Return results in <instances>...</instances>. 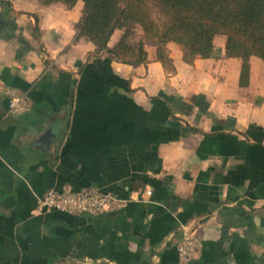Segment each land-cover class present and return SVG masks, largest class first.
Here are the masks:
<instances>
[{
  "label": "crops",
  "instance_id": "crops-1",
  "mask_svg": "<svg viewBox=\"0 0 264 264\" xmlns=\"http://www.w3.org/2000/svg\"><path fill=\"white\" fill-rule=\"evenodd\" d=\"M82 11L0 5V264H179L185 233L192 264H264V61L243 78L219 35L191 64L174 43L124 64L78 36ZM90 188L113 207L40 205Z\"/></svg>",
  "mask_w": 264,
  "mask_h": 264
},
{
  "label": "trees",
  "instance_id": "trees-1",
  "mask_svg": "<svg viewBox=\"0 0 264 264\" xmlns=\"http://www.w3.org/2000/svg\"><path fill=\"white\" fill-rule=\"evenodd\" d=\"M5 1L0 0V5ZM40 1L68 7L81 1L82 16L75 25L78 36L88 38L96 54L105 52L110 59L124 64L146 63V45L155 46L159 61L167 63L169 43L178 45L184 61L191 64L212 56L219 35L226 37L225 56L243 60V78L249 74L251 56L264 61V0ZM133 25L140 26L144 33L137 53L134 46L126 44V36L109 47L116 30L131 29Z\"/></svg>",
  "mask_w": 264,
  "mask_h": 264
},
{
  "label": "built area",
  "instance_id": "built-area-1",
  "mask_svg": "<svg viewBox=\"0 0 264 264\" xmlns=\"http://www.w3.org/2000/svg\"><path fill=\"white\" fill-rule=\"evenodd\" d=\"M29 105L24 97L11 94L9 109L15 115H22L28 111ZM151 195V191H147ZM115 198L99 189L90 188L82 191L50 190L40 201L42 208L68 214L99 215L113 207ZM200 248V242L191 233H185L178 248L179 264H192L194 254Z\"/></svg>",
  "mask_w": 264,
  "mask_h": 264
},
{
  "label": "rangeland",
  "instance_id": "rangeland-1",
  "mask_svg": "<svg viewBox=\"0 0 264 264\" xmlns=\"http://www.w3.org/2000/svg\"><path fill=\"white\" fill-rule=\"evenodd\" d=\"M154 13L157 15L156 10L154 11ZM131 29L126 28V29H122V30H116L110 40L111 42V46L114 47V45L118 42H120L121 40H123L124 36H126L125 38V42L126 44L132 45L135 47L136 49V53L138 52V47H139V43L142 40L144 33L143 30L140 26L138 25H133L130 26ZM127 29H129L130 32L127 31ZM226 38V37H225ZM145 50H154L156 51V47L153 45H146ZM148 54V52H147Z\"/></svg>",
  "mask_w": 264,
  "mask_h": 264
}]
</instances>
